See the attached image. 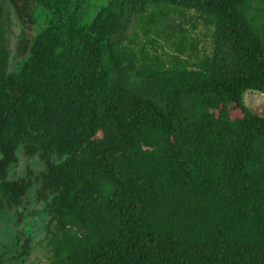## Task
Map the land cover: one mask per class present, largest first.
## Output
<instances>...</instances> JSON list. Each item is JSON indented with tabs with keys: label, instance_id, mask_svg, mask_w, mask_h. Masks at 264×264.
<instances>
[{
	"label": "trees",
	"instance_id": "obj_1",
	"mask_svg": "<svg viewBox=\"0 0 264 264\" xmlns=\"http://www.w3.org/2000/svg\"><path fill=\"white\" fill-rule=\"evenodd\" d=\"M248 89L264 0H0V206L36 194L24 264H264Z\"/></svg>",
	"mask_w": 264,
	"mask_h": 264
},
{
	"label": "flooded vegetation",
	"instance_id": "obj_2",
	"mask_svg": "<svg viewBox=\"0 0 264 264\" xmlns=\"http://www.w3.org/2000/svg\"><path fill=\"white\" fill-rule=\"evenodd\" d=\"M9 176L10 179L20 181V183L30 179V174L25 172L20 175L13 174V169L9 172ZM35 195L30 194V185H28L25 192L19 196L22 197L24 205L20 211L13 210L7 200L2 202L0 206V264H24L26 254L21 241L30 235L37 236L38 234V231L34 232V229H32L33 233L32 231L30 233V212H32L34 203L28 204L25 201L27 197H35ZM0 197L1 200L2 197H6L1 189Z\"/></svg>",
	"mask_w": 264,
	"mask_h": 264
},
{
	"label": "rangeland",
	"instance_id": "obj_3",
	"mask_svg": "<svg viewBox=\"0 0 264 264\" xmlns=\"http://www.w3.org/2000/svg\"><path fill=\"white\" fill-rule=\"evenodd\" d=\"M5 29H6V45L10 48V51L12 52L11 53V57H14V58L16 57V59L18 60L19 57H21V55H20L21 53H19V51L16 48H14L15 40H16L18 34L20 33L19 30H18V26L15 25V24H11L9 26V24H8L5 27ZM163 43H164V41H163ZM166 47L168 48V46H166ZM244 97H245V102H246V104L248 106H250L252 108H257V107L261 106L263 108V111H264V93H262V92H260L258 90L248 89L244 93ZM24 166H25V162L24 161H21V163H19V165L16 164L13 167V174L17 173V174L20 175L21 173H23V171H25L24 170ZM34 198L35 197H27L25 201L28 204H31L32 199H34ZM32 229L33 228L31 227L30 228V233H31V231L33 233ZM35 255L36 254L33 253L30 259H33Z\"/></svg>",
	"mask_w": 264,
	"mask_h": 264
}]
</instances>
